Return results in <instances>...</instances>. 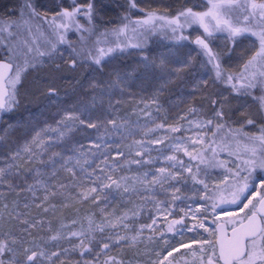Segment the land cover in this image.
Listing matches in <instances>:
<instances>
[{
  "label": "snow or ice",
  "instance_id": "6c2138e0",
  "mask_svg": "<svg viewBox=\"0 0 264 264\" xmlns=\"http://www.w3.org/2000/svg\"><path fill=\"white\" fill-rule=\"evenodd\" d=\"M117 10V21L105 20L109 12ZM136 13L143 15L136 17ZM186 29L202 30L195 37L194 44L199 49L197 54L205 58L201 67L210 65L213 73L207 79L197 80L195 89L203 92L216 84L228 85L237 106L234 108L227 96L216 93L219 98L210 100L211 118L196 124L198 132H211V137L198 135L195 139H177L174 144L168 145L174 154L164 155L165 167L155 171L149 168L131 180L127 176L113 177L118 169L123 168L118 158L125 157V163L141 167L154 165L158 157L151 156L149 144H161L163 141L152 139L149 144L143 140L134 141L137 158L127 159L132 155V146H129L127 154L117 149L113 157L105 136L99 134L100 129L105 130V135L125 129L128 136H133L134 131L128 126L126 118L118 122L112 112L102 110L100 115H96L94 103L92 107L83 101L72 107H62L61 102L57 105L56 115L60 118L55 120L56 126L49 125L36 131L22 147L17 145L13 148L9 143L17 124H9L0 130V142L8 153L0 165V203L7 199V194H30L25 196L23 210H20L19 200H13L8 211L11 226L7 231H0V264H123L108 253L113 246L128 238L119 234L104 236L105 226L101 224L93 228V221L89 222L87 233L70 231L62 234L57 231L43 245L36 242L31 230L43 231L45 225L32 216L31 209L35 207L47 213L55 207L50 203V197L69 187L53 183L57 165L70 173L74 182L77 177L82 180L85 176L92 181L95 186L80 195L93 201L97 197L90 194L103 188L128 193L130 183H139L144 186L145 203H153L157 211H167L171 215L168 201L157 203L155 197L170 193L172 205L177 201L183 203L192 197H182L178 193L189 183L194 195L203 193L199 197L203 202L200 207L193 209L189 205L188 211L181 209L183 216L180 219L168 223L167 232L175 230V235L181 239L172 244L161 233L164 248L156 252L152 264H264V0H206L202 11L195 10L193 6L174 12L167 9L161 12L158 8L145 11L140 7L139 0H67V3L66 0H53L51 6L44 5L40 0H17L14 7L0 14V117L18 107V86L22 79L29 72H39L46 66L50 70L46 92L49 101L58 99L57 89L52 86L55 81L53 74L64 71L72 73L74 78L87 71V76L76 82L81 89L87 88L86 95L90 94L93 102L105 94L116 95L117 90L122 93L129 73L115 62L129 57H138L136 63L143 65L141 76H155L159 69L161 75L158 79L164 80L165 75L175 77L182 69L192 66L190 54L187 60L170 58L164 53L159 57L151 56L149 38L159 33L183 47V42L190 41L191 37V32L185 34ZM221 34H226L225 39L233 45L230 52H234L242 40L254 38L251 54H247V49L240 53L242 62L235 71L223 65L221 54L212 47ZM172 63L181 67L169 70ZM167 83L169 81L165 80L158 91L163 92ZM257 92L259 96H256ZM245 97H253L259 104L256 116L246 111ZM157 101L158 95H154L152 102L159 112L161 106ZM119 103L116 101V104ZM109 108L115 111L111 99ZM143 111L151 117L147 106ZM187 111L190 114L197 112L195 108ZM236 112L242 120L240 128L229 127L228 135H221L227 121ZM257 117L259 135H249L243 129L255 126ZM151 122L155 127L144 133L146 137L166 125V121L157 124L153 119ZM169 128L173 133L181 131L178 127ZM84 129H94L98 133L87 148L84 144L77 146L73 143V133ZM32 130L35 131V126ZM233 143L236 145L234 149ZM60 145L61 151H55V147ZM66 151L72 155L66 156ZM224 151L234 158V168L218 160ZM180 153L188 158L187 162L180 157ZM160 154L163 155V152ZM98 159L102 160L103 167L96 163ZM49 167L51 172L47 171ZM216 167H223L226 172L224 179L210 188L206 182L208 169ZM29 180L32 182L29 183ZM133 191L139 190L133 188ZM3 208L9 209V205L4 203ZM189 214L195 221L191 227L185 223ZM119 219L127 228V224L123 223L125 217ZM155 224L153 219L152 225ZM152 225L144 227L155 231ZM48 230L51 231V228ZM97 231L102 234L99 240L94 235ZM186 232H195L200 239L193 237L191 242H185L183 237ZM73 238L78 243H73ZM136 239V236L131 237L133 243ZM60 240H67L70 247L61 248ZM49 242L59 250H48L46 245ZM73 255L77 257L75 260Z\"/></svg>",
  "mask_w": 264,
  "mask_h": 264
},
{
  "label": "rangeland",
  "instance_id": "374dc122",
  "mask_svg": "<svg viewBox=\"0 0 264 264\" xmlns=\"http://www.w3.org/2000/svg\"><path fill=\"white\" fill-rule=\"evenodd\" d=\"M46 6H51L53 0H40ZM67 3V0H66ZM140 7L145 9V11L150 9H159L161 12L165 11H175L176 9L182 7H193L195 10H204V5H206V0H139ZM17 4V0H0V14L6 12ZM117 11H111L105 16V20L117 21L118 15ZM142 13H136V16H142ZM202 30L200 29H186L185 34L191 32L190 41H185L184 46L176 44L174 41L167 39L162 34H153L149 38V55L154 57H159L161 53L168 55L170 58L187 60L189 59V54L192 58V66L189 69H182L175 77L164 76V80L158 79L161 75L159 69L155 73V76L151 74H140L143 72V65H138L136 57H129L124 61L117 60L115 63L120 65L125 71L129 73V80L124 91L120 93L117 90L115 98L112 100V104L115 107L113 112L111 108L110 112L117 118L120 122L121 118H126L128 126H130L133 131V136H128L125 129H121L120 132H111L105 135V130L100 129L99 134L105 136V140L110 146L109 150L112 156H115L117 149L124 151L126 154L129 151V146H132V155L127 156L128 160L137 158L135 156L136 148L133 144L134 141L143 140L146 144L152 139H160L163 141L161 144H149L151 149V156L157 158V162L154 165H145L143 167L135 164L125 163V157H119L123 168L118 169L113 177L117 178L120 176H127L130 178H135L142 175L144 171H148L149 168L152 171L160 167H165L166 162L164 160V155H172L168 149L170 143L174 144L177 139H195L198 135H206L211 137V132L197 131L196 124L211 118V99H218L219 97L216 93H222L227 96L231 102L232 106L235 108L237 106V101L232 99L233 94L231 93L230 86L225 84H216L209 87L205 91L201 92L195 89V82L201 78L207 79L209 76L213 75L211 72V66L207 68L201 67V62L205 59L203 56L198 55L199 49L194 44L195 37L200 34ZM226 34L218 35L214 40L212 47L213 49L221 54V61L226 68H231L235 71L239 68L241 60L239 59L240 53L244 50H248L247 54H251L253 50L251 48V43L254 38L244 39L241 43L236 46L234 52H230L233 45L225 39ZM75 39V37H72ZM159 63V61H157ZM123 64V65H122ZM181 66L176 63L169 65V70L180 68ZM50 70L46 66L39 72H29L23 79L21 84L18 86V100L19 105L11 113H5L2 115L0 120V130L7 128L9 124H17V127L11 133V138L9 143H12V147L15 148L17 145L23 146L25 141L31 140L32 136L35 135L36 131L42 128H46L49 125L55 127V120L60 117L56 115L58 111L57 105L62 107H72L80 101L88 104L89 107L95 104L94 111L97 114L99 109L104 106V96L97 97L95 102H93L91 95L87 93V88L81 89L77 84V79H83L87 76V71L85 70L81 76L75 77L69 72L54 73L55 81L52 85L57 89L58 99L54 101H49L46 96L47 87L49 83ZM168 80L163 92H159V88L164 84V81ZM158 95L157 103L161 106L159 112H157L156 104L152 102V97ZM260 93L257 92L256 96ZM111 97V96H106ZM207 97V98H206ZM113 98V97H111ZM246 101V111L252 115L256 116L259 104L253 99V97H245ZM116 101H120L116 104ZM109 107V103L107 105ZM145 106L147 110L151 112V117L144 114ZM189 108H195L197 112L195 114L188 113ZM186 117V118H185ZM155 119V123H165V128L158 129L155 132L149 133V136H145L144 133L148 129H152L155 125L151 122ZM189 121H192L191 125ZM215 121L213 123V128L215 126ZM242 120L240 119V114L238 112L232 114V119L227 121L226 127L221 133L223 136L228 135V128L237 129L240 128ZM32 126H35V131L32 130ZM171 127L181 128L180 132H171ZM260 122L257 117V124L255 126H245L244 131L249 135H259ZM110 127V126H109ZM2 134V132H0ZM97 132L94 129H84L82 131L77 130L73 133V143L77 146L79 144H84L85 147H90V141L94 140L97 136ZM236 145L233 143L232 148L234 149ZM62 145L55 147V151H61ZM163 152V155L160 153ZM224 151L220 153L218 160L224 161L229 168H234L233 157L224 154ZM8 153L7 149L4 147L3 142H0V165L6 159ZM66 156L72 155L70 152H65ZM182 159L187 162V157L183 156V153L179 154ZM147 158V157H146ZM47 159V157H45ZM97 164L103 167L102 160H97ZM31 166V165H30ZM39 166V165H36ZM48 172L52 169L49 167ZM91 171V169H89ZM99 172V169H97ZM226 169L223 167L209 168L208 176L206 182L209 187H213L219 184L225 175ZM107 174V173H106ZM32 181L29 180V183ZM53 183L56 184H66L69 187L67 189H60L59 193L55 197H50V203L55 205L54 208H50L47 213H43L39 209L33 207L31 209L32 216L37 220H42L44 222L45 228L43 231H38L36 229L31 230L33 237H35L36 242L39 244H44V241L48 239L49 236L56 234L57 231L62 234H67L70 231L75 232H89V222L93 221V228L97 225L103 224L105 226L104 236L109 234L115 237L116 234L120 236H126L128 239L122 242L118 246H113L111 251L108 253L110 257H114L117 262H123V264H152V261L156 259V252H160L164 248V240L160 239L161 233H164V239L169 240L172 244H175L181 239L180 236L175 235V230L173 232H167L168 223L175 219H180L183 216L184 211H188L189 205L193 209L200 207L203 203L199 200V197L203 193L192 192L191 183L188 186L181 187L180 193L178 195L182 197H192V199L185 200L183 203L177 201L175 205L171 204V195L161 194L155 197V201H168V206L171 209V215L167 211H157L156 206L153 203H145L143 185L139 183H130L129 192L124 193L122 190L117 191L115 188H103L98 190L97 193H91V196H96L97 199L93 201L92 199H83L80 195L81 193L87 191L88 188L94 187L95 184L89 181L87 177H77L74 182L71 178L70 173L64 171L57 165V176ZM76 184L73 187V184ZM107 184L108 181H103ZM200 187V186H197ZM133 188L139 191H133ZM42 195V193H39ZM25 196H30L27 192H21L19 196L15 193L7 194V199L0 203V231H7L11 226L8 221V211L11 210L13 200H19L22 205L25 202ZM9 205V209H4L3 204ZM163 208V206H160ZM121 217H125L123 220L124 224H127V228H124L120 223ZM156 220V224L152 225V220ZM75 221V223H73ZM185 223L188 227H191L195 221L191 219V215L185 219ZM147 225H152L155 231L149 230ZM51 228V231L48 228ZM143 227V231L140 229ZM203 233V230H200ZM97 240L101 238V233L98 231L94 233ZM206 235V234H205ZM136 236V242L131 241V237ZM149 237H152L150 240ZM195 237L197 240L200 239L195 232H186L183 239L185 242H191V238ZM31 239V238H29ZM73 243H78V241L73 238ZM59 245L61 248H68L70 244L67 240H60ZM87 243V241H85ZM47 249L50 251H57L59 249L53 247V244L49 242L46 245ZM183 251V250H181ZM77 257L72 256L75 260ZM190 259V257H189ZM103 257L101 258V262ZM183 264V262H181Z\"/></svg>",
  "mask_w": 264,
  "mask_h": 264
},
{
  "label": "trees",
  "instance_id": "16d2710c",
  "mask_svg": "<svg viewBox=\"0 0 264 264\" xmlns=\"http://www.w3.org/2000/svg\"><path fill=\"white\" fill-rule=\"evenodd\" d=\"M117 15H118V10H117ZM136 17H140V16H136ZM136 17H134V18H136ZM118 20V19H117ZM136 59H138V57H136ZM124 62H125V60H124ZM123 65V64H122ZM108 70H110V69H106V71H108ZM106 96H109L108 94H105L104 95V106H102L101 107V110L99 109V112L97 111V114H101V111L102 110H104L105 112H110V109H109V107L107 106L108 105V103H109V100L111 99V101L115 98V96L116 95H112L111 97H113V98H111V97H107L106 98ZM218 140H219V138H218ZM224 154H227L228 155V153L227 152H225Z\"/></svg>",
  "mask_w": 264,
  "mask_h": 264
},
{
  "label": "water",
  "instance_id": "95a60500",
  "mask_svg": "<svg viewBox=\"0 0 264 264\" xmlns=\"http://www.w3.org/2000/svg\"><path fill=\"white\" fill-rule=\"evenodd\" d=\"M0 120H1V117H0Z\"/></svg>",
  "mask_w": 264,
  "mask_h": 264
}]
</instances>
